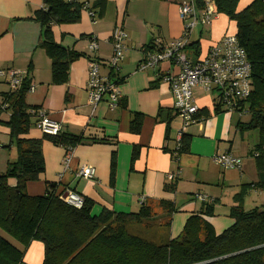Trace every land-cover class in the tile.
I'll list each match as a JSON object with an SVG mask.
<instances>
[{
  "label": "crops",
  "instance_id": "0c3cea01",
  "mask_svg": "<svg viewBox=\"0 0 264 264\" xmlns=\"http://www.w3.org/2000/svg\"><path fill=\"white\" fill-rule=\"evenodd\" d=\"M77 1L90 8L101 0ZM103 1L101 15L100 8H96L93 15L85 10L78 24L52 27L57 43L100 61V72L104 76L110 75L106 63L113 52L110 40L114 29L122 26L128 34L125 58L118 73L119 79H123V83L118 84L121 102L111 109L105 100L92 113L87 94L88 58H81L70 66L66 84L52 83V62L39 47L42 27L29 20L43 7V0H0V70L17 71L22 78L30 76L34 90L28 94L27 104L47 112L52 120L60 123L62 133L81 136L85 140L71 148L69 165L65 164L69 149L44 140L45 171L38 181L27 184L26 192L30 196H43L48 184L54 183L57 195L74 192L92 200L93 215L100 214L105 208L128 214L138 213L144 205L151 206L154 218L133 227L138 226V236L156 243L179 237L188 219L203 211L208 204L197 197L205 195L215 204L214 215L205 219L217 234L223 233L234 224L230 217V209L235 206L234 196L244 185L258 180L251 151L259 142V133L256 143L251 145L250 136L246 137L237 125L241 120L235 115L242 116L224 110L215 113V95L195 88L199 121L186 133L191 137L189 151L174 159L181 120L174 109L170 86L163 78L177 74L179 68L169 62H163L156 71H141L139 66L150 51L146 50L148 45L165 46L182 36L184 23L179 5L189 0ZM252 1L240 0L238 11ZM236 32L234 22L216 15L209 26H198L191 35V43L200 41V53L196 54L191 48L190 54L187 53L189 48L186 53L191 61H196L205 57L213 45L226 36H235ZM94 41L98 49L91 52L89 47ZM9 80L7 74L0 76V93L11 90ZM154 83L156 87L152 88ZM122 102L126 103V108L120 104ZM134 113L144 116L139 134L130 132ZM0 133L10 140L7 128L0 127ZM43 136L34 127L26 138L42 139ZM13 147L9 141L10 151ZM134 148L139 154L132 164ZM114 152L116 176L112 182L111 158ZM228 152L242 159L240 169H225L213 161L215 154ZM82 166L94 167L95 177H78ZM170 175L176 177L172 180ZM170 183L176 184L175 193L165 190L166 184ZM10 184L14 186L15 181L10 180ZM262 193L249 189L244 208L246 201L251 199L258 204L257 199ZM160 201L173 203L176 213L170 217L159 206ZM26 254L25 264H42L44 247L40 242H33Z\"/></svg>",
  "mask_w": 264,
  "mask_h": 264
},
{
  "label": "trees",
  "instance_id": "16d2710c",
  "mask_svg": "<svg viewBox=\"0 0 264 264\" xmlns=\"http://www.w3.org/2000/svg\"><path fill=\"white\" fill-rule=\"evenodd\" d=\"M166 1V0H156ZM199 11L213 2L217 15H223L236 24V38L246 51L251 64V94L239 102L236 114H249L248 123L239 122L238 128L246 133L256 130L260 139L251 151L258 180L244 185L234 196L235 206L230 209L234 224L221 234L205 219L214 215V203L205 204L204 210L192 215L179 237L165 243H156L132 234L129 227L143 224L154 218L151 206L144 205L138 213H116L103 209L93 215L94 202L84 199L81 209L66 204L64 193L57 195L56 184H48L43 196H30L27 184L38 181L45 171L44 140L66 149L85 142L81 136L61 133L58 136L43 134L42 139L26 136L39 122L38 106L27 104L32 85L31 77L22 79L16 90L0 93V127L9 131L10 144L17 149V160L9 163L6 173L0 172V231L21 244L20 249L0 233V264H25L24 256L33 242L44 247L42 264H264V207L246 211L245 197L249 189L264 192V0H253L238 11L240 0H193ZM103 0L88 10H104ZM86 3L77 0H43V7L34 18L42 27L39 47L50 58L52 83L68 82L70 66L83 53L67 48L54 40V25H72L81 21ZM89 6V5H88ZM155 47L147 46L146 50ZM187 48L200 53V41L189 43ZM110 76H113L111 72ZM123 83V79L116 80ZM156 84L152 85L155 88ZM121 102V100H120ZM126 108V103H120ZM221 104L215 103V113H221ZM144 116L133 114L130 132H141ZM37 128V127H36ZM103 141V140H102ZM191 137L184 134L177 143L174 159L190 149ZM139 154L134 148L132 164ZM116 176V154L111 158V180ZM15 181V185L10 184ZM176 184H166L165 190L176 192ZM159 206L171 217L175 205L160 201ZM170 224V221L168 222Z\"/></svg>",
  "mask_w": 264,
  "mask_h": 264
},
{
  "label": "built area",
  "instance_id": "2783aa9c",
  "mask_svg": "<svg viewBox=\"0 0 264 264\" xmlns=\"http://www.w3.org/2000/svg\"><path fill=\"white\" fill-rule=\"evenodd\" d=\"M88 7L86 4L85 10L89 11ZM179 10L180 18L184 23L182 36L165 46H155L153 50L146 53L145 59L139 66L141 71H156L163 62H169L179 68L177 74L163 78L170 86L174 98V109L181 120L177 143L181 141L188 129L199 121L197 118L199 107L194 98L195 88L214 94V102L221 104V108L230 113L237 112L239 102L250 96L252 88L251 64L236 36H226L213 45L205 57L196 61H191L186 53L193 31L198 26H209L217 15L213 2L208 1L206 9L199 11L195 2L189 0L182 2ZM90 15H93L91 11ZM127 40V32L122 26H117L110 40L113 52L106 63L113 76L101 75L102 63L93 58L88 60L87 94L92 113L105 100H108L111 109H115L119 104L121 96L116 80L119 79L118 73L125 58ZM97 49L98 44L95 41L91 42L89 50L95 52ZM6 74L10 77L11 90L18 89L23 79L19 72L0 70V76ZM33 90L34 86L31 85L30 92ZM38 117L39 122L36 127L43 134L58 136L62 133L60 123L52 120L47 112L39 110ZM70 151L71 149L68 150L66 165H69ZM213 161L225 169H240L242 165V159L230 152L215 154ZM95 175L96 170L92 166H82L78 171V177L84 179H93ZM175 177L176 175H170L172 180ZM197 197L204 203H212L205 195ZM63 200L76 209H81L84 205V198L74 192L65 194Z\"/></svg>",
  "mask_w": 264,
  "mask_h": 264
},
{
  "label": "rangeland",
  "instance_id": "374dc122",
  "mask_svg": "<svg viewBox=\"0 0 264 264\" xmlns=\"http://www.w3.org/2000/svg\"><path fill=\"white\" fill-rule=\"evenodd\" d=\"M190 51L191 50L189 48V50H187V53L190 54ZM241 116H242V118H240L238 115H235V118H237V119L239 118L244 123H248L249 122V120H250V115L249 114H243ZM176 122H177L176 124L180 125V121L179 120H176ZM257 134H258V131H256V130H252V131L246 132L245 136L246 137L250 136L249 141H250L251 145H253V143H256L254 141H255V139L257 137ZM246 140H248V139L246 138ZM9 141L10 140H9L8 137L3 136V134L0 133V144L4 145V148H2V146L0 147V172L2 174L6 173L9 163H13V162H15L17 160V149H16V146L14 145L15 147H13L12 151H10V149H9ZM257 200H258V204H255L254 202H252V199L246 201L247 203H246V206H245V210H251V209L255 208L256 205L260 206L261 208L264 207V193H262L261 197L259 196ZM133 226L134 225L129 227V231L132 234L140 235L139 234L140 232H139V230L137 228L138 226H136V227H133ZM0 233L3 234L4 236H6L10 241H12L15 245L20 247L22 250L24 249V247L21 244H19L16 240H14L13 238H11L8 235H5L1 231H0ZM28 249L25 250V257L27 255L26 252L28 251Z\"/></svg>",
  "mask_w": 264,
  "mask_h": 264
}]
</instances>
